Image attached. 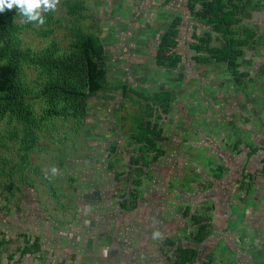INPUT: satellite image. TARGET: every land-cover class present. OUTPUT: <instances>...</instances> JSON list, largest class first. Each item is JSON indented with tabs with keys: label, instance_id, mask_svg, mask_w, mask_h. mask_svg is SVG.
I'll use <instances>...</instances> for the list:
<instances>
[{
	"label": "rangeland",
	"instance_id": "374dc122",
	"mask_svg": "<svg viewBox=\"0 0 264 264\" xmlns=\"http://www.w3.org/2000/svg\"><path fill=\"white\" fill-rule=\"evenodd\" d=\"M66 1L59 0L55 20L65 17ZM77 1L84 5L81 26L99 38L105 52L102 64L88 63L95 80L88 116L79 136L71 137L69 123H56L53 140L43 137L31 153L29 160L36 170L22 173L28 178L22 181L14 177V186L7 189L4 184L8 178L0 173V225L5 224L1 226L5 234H0V264H170L171 252L163 242L191 245L193 236L201 230L206 241L197 246L196 264H229L228 238L219 237V221L213 222L209 201L204 200V188L211 182L213 169L211 158L206 165L202 163L203 139L221 133L222 109L230 104L229 64L235 66L243 60L232 73L243 74L246 60L255 57L256 50L244 51L233 63H218L211 57L196 61L189 52L190 38L194 33L205 34L208 26L193 21L188 0ZM236 5V10L229 6L235 14L229 16L228 32L233 39L250 42L253 19L249 3L246 7L241 2ZM238 14L248 17L241 19ZM23 19L20 14L19 21ZM71 19L66 16L61 22L66 28L59 26L53 36L62 39ZM246 24L250 25L242 29ZM166 32L174 33L169 55L176 54V63L165 60L166 66L161 67L156 52ZM23 38L34 48L45 41L30 30ZM254 41L261 43V39ZM123 86L132 94H171L167 113H155L152 119L161 129L154 142L163 154L143 169L142 179L131 187L132 202L126 208L118 202L124 201L122 195L131 185L124 174L131 148L127 145L128 128L121 125L133 127L140 107L123 96ZM6 128L1 124L0 132ZM63 132L67 143L60 139ZM1 154L10 162L16 161L12 149H2ZM62 158L68 160L57 164ZM105 159L116 160L114 169L107 168ZM53 167L56 174L51 171ZM116 172H122L117 181ZM6 231H11V237ZM156 231L161 235L154 239ZM35 240L38 248L22 254L24 246L33 245Z\"/></svg>",
	"mask_w": 264,
	"mask_h": 264
},
{
	"label": "trees",
	"instance_id": "16d2710c",
	"mask_svg": "<svg viewBox=\"0 0 264 264\" xmlns=\"http://www.w3.org/2000/svg\"><path fill=\"white\" fill-rule=\"evenodd\" d=\"M229 2V0L226 2L188 0L187 6L193 21L208 26V30L204 31L205 34L194 33L190 38L189 52L194 55L196 61H207L211 57L218 63H233L234 59L240 56L242 48L249 44V42L242 43L238 36L236 39L231 38L228 32V19L232 16ZM81 3L77 0L63 2L66 11L64 16H70L72 19L62 39L53 36V33L59 26L64 27L61 22H65V17L55 20L54 11L45 14L46 22L43 24L45 27L40 26V28L35 27L34 23H24V19L20 22V13L16 9L0 13V125L7 126L4 132L3 130L0 132L2 134H0V164H2L0 173L8 178V183L4 184L7 189L14 186L16 179L14 177L23 181V178H28L22 174L23 172L36 170L29 160L31 153L43 137L53 140L51 133L56 131V123H69L68 126L71 128L69 134L72 137L79 136L87 119L88 100L95 90V80L93 82L88 63L92 60L102 64L105 52L99 38L81 26L84 20L82 17L84 5ZM198 3L201 5L196 9ZM237 22L238 20L235 21L236 24ZM221 26L227 27V30H223ZM26 30L34 34L36 32L45 40L43 45L34 48L26 44L23 38ZM173 36L174 33L166 32L158 44L156 60L161 67L166 66L165 60L170 61L172 65L176 63L174 60L176 54L169 55L170 41L174 43ZM217 42L221 45H214ZM229 65L233 66V64ZM99 70L104 72L105 69L100 67ZM30 74L33 77H30ZM121 92L131 103L138 102L140 107L135 113L133 127L121 125L124 129L128 128L127 145L129 149L131 148L129 166L124 167V174L131 185L122 195L125 202H118L120 207L126 208L129 202H132L131 187L142 179L143 169L149 168L163 154L154 142L155 138L161 135V129L152 119L155 113L156 115L167 113L171 94L166 91L146 95L132 94L133 92L130 93L124 86ZM123 120L126 121L127 118L123 117ZM2 136L12 141V145L6 144ZM60 139L65 143L69 141L64 132ZM2 149H12L16 159L11 161L12 166L7 171L5 167L11 162L2 156ZM66 160L62 158L57 164L59 162L63 165ZM105 160L107 168L114 169L116 160L115 162ZM121 173H115V181L120 178ZM69 178L76 182V178L70 176ZM44 179L48 182L46 176ZM113 195L117 197V193ZM203 233L204 230H201L193 236L191 245L176 244L175 241H171V244L163 242L164 247L168 246L171 252L170 264H196L199 254L197 246L200 247L206 241ZM37 246L38 242L35 240L33 245L23 248L22 254L31 253Z\"/></svg>",
	"mask_w": 264,
	"mask_h": 264
},
{
	"label": "crops",
	"instance_id": "0c3cea01",
	"mask_svg": "<svg viewBox=\"0 0 264 264\" xmlns=\"http://www.w3.org/2000/svg\"><path fill=\"white\" fill-rule=\"evenodd\" d=\"M229 1L232 9L236 3H244L245 7L249 3L253 23L243 29L249 26L253 39L241 53L249 49L257 54L246 60L243 69L240 67L241 75L232 73L243 60L231 67L230 104L222 109L221 133L203 139L202 163L206 165L211 158L213 169L211 182L204 188V200L209 201L213 222L219 221V237L228 238L229 264H264V0ZM254 38L261 39V43H253ZM2 225L0 234H5ZM6 233L11 237V231ZM5 240L11 242V238Z\"/></svg>",
	"mask_w": 264,
	"mask_h": 264
},
{
	"label": "clouds",
	"instance_id": "9594fccd",
	"mask_svg": "<svg viewBox=\"0 0 264 264\" xmlns=\"http://www.w3.org/2000/svg\"><path fill=\"white\" fill-rule=\"evenodd\" d=\"M59 0H0V13L5 10L16 9L24 18V23H37L43 25L46 22L45 14L54 11ZM53 174L57 173V169H51ZM153 238L159 237V231L154 232Z\"/></svg>",
	"mask_w": 264,
	"mask_h": 264
},
{
	"label": "built area",
	"instance_id": "2783aa9c",
	"mask_svg": "<svg viewBox=\"0 0 264 264\" xmlns=\"http://www.w3.org/2000/svg\"><path fill=\"white\" fill-rule=\"evenodd\" d=\"M263 172H264V163H263Z\"/></svg>",
	"mask_w": 264,
	"mask_h": 264
}]
</instances>
